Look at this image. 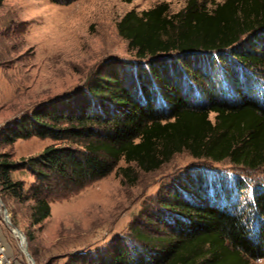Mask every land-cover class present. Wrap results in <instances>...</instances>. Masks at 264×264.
<instances>
[{
    "label": "trees",
    "instance_id": "obj_1",
    "mask_svg": "<svg viewBox=\"0 0 264 264\" xmlns=\"http://www.w3.org/2000/svg\"><path fill=\"white\" fill-rule=\"evenodd\" d=\"M117 31L136 60L123 74L112 61L85 89L35 107L0 132L4 145L33 136L52 141L34 156H0L1 190L31 197L33 224L50 215L51 200L115 168L132 184L133 166L156 170L184 151L248 170L264 166V91L259 98L243 90L264 80V0L212 7L186 0L174 13L160 2L126 12ZM194 91L202 102H194ZM121 160L127 165L117 166ZM19 170L34 180H13ZM177 188L161 201L169 216L156 223L160 230L134 226V244L113 243L75 264H251L264 257V187L253 186L244 202L210 201L196 178Z\"/></svg>",
    "mask_w": 264,
    "mask_h": 264
},
{
    "label": "rangeland",
    "instance_id": "obj_2",
    "mask_svg": "<svg viewBox=\"0 0 264 264\" xmlns=\"http://www.w3.org/2000/svg\"><path fill=\"white\" fill-rule=\"evenodd\" d=\"M198 1L212 7L223 0ZM160 2H166L174 13L186 0H2L0 132L35 107L78 88L85 89L86 82L98 70H109L112 61L121 62L123 74L126 62L136 60L127 41L118 34V21L129 10L142 12ZM130 68L134 70L135 66ZM250 83L243 90L249 87L254 90L251 94L261 98L264 80ZM192 95L195 103L203 101L198 91ZM51 142L33 136L9 145L0 143V156L9 153L13 160L34 156ZM126 165L121 160L117 166ZM133 167L136 181L132 184L115 168L82 189L51 200L50 215L39 224L31 221V197L21 199L1 190L0 185V245L7 256L31 264L11 227L24 236L23 245L34 264H75L102 255L113 243L132 245V227L161 229L156 223L160 217L169 216L161 201L186 180L198 179L210 201L244 202L251 198L253 186L264 187V166L248 170L228 161L195 159L186 151L175 154L156 170L144 172ZM11 175L26 184L34 180L26 170ZM215 191L219 193L213 194ZM251 264H264V257L251 259Z\"/></svg>",
    "mask_w": 264,
    "mask_h": 264
},
{
    "label": "built area",
    "instance_id": "obj_3",
    "mask_svg": "<svg viewBox=\"0 0 264 264\" xmlns=\"http://www.w3.org/2000/svg\"><path fill=\"white\" fill-rule=\"evenodd\" d=\"M0 264H21L14 257H8L4 247L0 245Z\"/></svg>",
    "mask_w": 264,
    "mask_h": 264
},
{
    "label": "bare ground",
    "instance_id": "obj_4",
    "mask_svg": "<svg viewBox=\"0 0 264 264\" xmlns=\"http://www.w3.org/2000/svg\"><path fill=\"white\" fill-rule=\"evenodd\" d=\"M11 230H12L13 234L15 236H17L18 239L20 240L23 251L26 252L24 249V245H23L24 243H22V240H23L22 234L15 227H11ZM27 257L30 260V263L33 264L32 259L29 256H27Z\"/></svg>",
    "mask_w": 264,
    "mask_h": 264
},
{
    "label": "water",
    "instance_id": "obj_5",
    "mask_svg": "<svg viewBox=\"0 0 264 264\" xmlns=\"http://www.w3.org/2000/svg\"><path fill=\"white\" fill-rule=\"evenodd\" d=\"M0 205H2L1 202H0ZM4 214H5V209H4ZM4 217H5V219L7 220V222H9L7 214H5ZM22 236H23V235H22ZM22 243H24V236H23ZM24 249H25V251H26L25 254L31 258L30 254L28 253V251H27L26 248H25V245H24ZM31 259H32V258H31ZM32 262H33V260H32ZM33 264H34V262H33Z\"/></svg>",
    "mask_w": 264,
    "mask_h": 264
}]
</instances>
